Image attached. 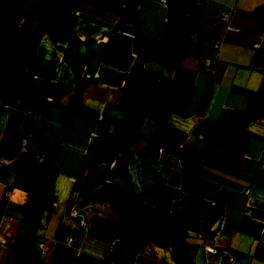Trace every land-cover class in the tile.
Segmentation results:
<instances>
[{"label":"crops","instance_id":"0c3cea01","mask_svg":"<svg viewBox=\"0 0 264 264\" xmlns=\"http://www.w3.org/2000/svg\"><path fill=\"white\" fill-rule=\"evenodd\" d=\"M263 3L22 0L12 44L0 50V264L13 243L26 245L17 240L26 230L21 220L27 200L16 186L23 168L19 157L28 149L44 160L52 144L54 202L39 219L36 239L21 264H98L112 249L114 214L106 201L91 200L92 189L87 191L96 189L89 186L88 148L121 123L120 92L139 54L140 92L147 98L166 90L177 68L192 74L186 114L166 112L161 126L145 120L141 137L198 152L207 123L230 130L248 102L264 106V12L258 11ZM221 11L229 13L226 22L218 20ZM160 47L185 48L178 55ZM82 83L64 125L58 107L66 106L74 86ZM239 131L237 139L217 150L215 166L203 167L194 182L197 199L183 227L187 264H228L218 251L203 249L217 225H222L217 242L232 256L230 264H264V115ZM143 145L122 137L118 149L124 153L118 158L142 153ZM155 162L163 185L157 197L145 192L142 203L173 213L186 200L177 156L161 147ZM126 175L123 163L116 162L108 167L105 182L126 188ZM132 183L137 190L143 187L141 178ZM69 209L80 217L68 216ZM60 225L74 236L71 244L56 240ZM141 245L131 264H177L170 248L158 249L149 241Z\"/></svg>","mask_w":264,"mask_h":264},{"label":"trees","instance_id":"16d2710c","mask_svg":"<svg viewBox=\"0 0 264 264\" xmlns=\"http://www.w3.org/2000/svg\"><path fill=\"white\" fill-rule=\"evenodd\" d=\"M21 2L16 0H0V50L9 44L11 46V36L14 35V26L21 12ZM259 12H264V3L258 8ZM11 38V39H10ZM161 48V47H160ZM184 48H161L165 54L172 51L180 55ZM138 61L142 60L139 54ZM136 60L133 68L125 78V84L121 89L119 108L123 110L121 123L114 129L113 134L107 135L104 139L92 141L88 151L91 155L88 163V174L92 178L94 188L92 189L91 200L101 201L107 205L114 214V242L112 249L106 258L98 264L106 262L112 264H131L133 257L142 248L141 243L149 241L158 249L170 248L172 257L177 264H187L184 256V231L187 213L194 206L197 195L193 185L198 177L199 171L203 167H214V159L217 150L224 146L225 142L238 138L240 128L247 122L264 115V106L256 100L248 102L246 107L239 111L236 117V124L233 129L222 127L216 122L207 123L201 130L202 149L196 152L187 147L172 148L167 147L150 137H141L140 127L145 120L151 121L153 125L161 126L163 115L173 112L183 116L186 114V103L189 100L192 84L191 75L185 71L176 69L173 81L168 88L161 90L153 99L147 98L140 92V66ZM176 68V66L174 67ZM83 91V83L76 84L72 93L68 95L69 102L66 106H59L62 110V124L70 120L72 106L78 102ZM139 139L144 143L143 152L131 155L127 159L116 158L124 151L118 149V142L122 137ZM161 147L173 150L180 165L182 175V191L186 198L183 206L174 212L171 219L170 212L162 209L150 208L142 203L145 199V192H152L154 197L158 196L159 188L163 185V178L156 171L158 151ZM55 145L48 149L44 160H38L35 154L26 150L22 152L19 160L23 163V168L18 170L16 186L25 191L27 200L23 206V225L26 230L17 236V240L24 241L25 246L20 247L18 243H13L9 248V256L5 264H21L29 249L30 242L35 241L36 232L40 227L41 216L49 213L54 202L52 193L53 169L49 166L54 154ZM111 162H121L127 172L128 185L126 188L116 186L113 183L105 182V175ZM135 171V172H134ZM92 174V175H91ZM88 176V177H89ZM137 177L142 179L143 187L135 189L132 180ZM147 182V183H146ZM146 183V184H145ZM93 186V187H94ZM94 189V190H93ZM175 219V220H174ZM69 229L59 226L55 232L57 241L64 242ZM74 238V236L72 235ZM130 245V248H128ZM68 250L64 251L59 260H63ZM59 258L60 255L56 254ZM190 264V263H189Z\"/></svg>","mask_w":264,"mask_h":264},{"label":"built area","instance_id":"2783aa9c","mask_svg":"<svg viewBox=\"0 0 264 264\" xmlns=\"http://www.w3.org/2000/svg\"><path fill=\"white\" fill-rule=\"evenodd\" d=\"M16 1L17 2H21L22 0H16ZM153 1L155 3H158V2H160L162 0H153ZM218 18H219L218 19L219 21L221 20V21L226 22V20L229 19V13L226 12V11H221L219 13V15H218ZM217 45H218V43L217 42H214L213 43V48H216ZM201 63L203 65V68H207L208 63H206L204 61H202ZM112 165H113V163L111 162L110 166H112ZM67 215L70 216L71 218H73L74 220H76L78 217H80V215H79V213L77 211L75 212L74 210H70V209L68 210ZM221 226L222 225H217L216 226L217 229L215 230V232H214V234H213V236L211 237V240H210L211 244L210 245H205L203 247V249L206 250V251H208V252H216V251L221 252V254L224 256L223 259H225L226 262L228 264H230L233 261L232 257H229L228 255H226V249L223 248L220 245L219 242H217V239H218V237L220 235V232H221V229H222ZM71 242H72V237L68 236L67 239H66V243L67 244H71Z\"/></svg>","mask_w":264,"mask_h":264},{"label":"rangeland","instance_id":"374dc122","mask_svg":"<svg viewBox=\"0 0 264 264\" xmlns=\"http://www.w3.org/2000/svg\"><path fill=\"white\" fill-rule=\"evenodd\" d=\"M202 62V61H201ZM116 158H118V156H116ZM85 171H86V168H85ZM87 172V171H86ZM89 186H94V183H90ZM170 216H171V219H173L175 216H174V212L173 213H170ZM175 220V219H174ZM68 235L65 237V243H66V239H67ZM73 242V241H72ZM71 242V243H72ZM67 244V243H66ZM219 256H221V258H224V256L221 254V252L218 253ZM226 255H228V252L226 251ZM229 256V255H228ZM229 257H232L231 255Z\"/></svg>","mask_w":264,"mask_h":264}]
</instances>
